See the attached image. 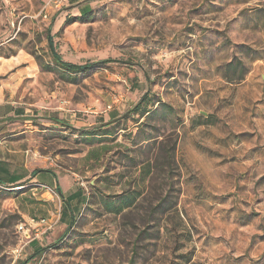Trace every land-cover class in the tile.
<instances>
[{
	"label": "rangeland",
	"instance_id": "rangeland-1",
	"mask_svg": "<svg viewBox=\"0 0 264 264\" xmlns=\"http://www.w3.org/2000/svg\"><path fill=\"white\" fill-rule=\"evenodd\" d=\"M0 115V264H264V0H0Z\"/></svg>",
	"mask_w": 264,
	"mask_h": 264
},
{
	"label": "trees",
	"instance_id": "trees-1",
	"mask_svg": "<svg viewBox=\"0 0 264 264\" xmlns=\"http://www.w3.org/2000/svg\"><path fill=\"white\" fill-rule=\"evenodd\" d=\"M89 9L86 7V8H83L82 9V17L83 16H87L89 14ZM47 40H48V48H49V51L51 53V57H52V60H53V63L61 68L62 70L66 71V72H69L70 74L72 75H75V74H80V73H85V72H88L90 71L93 67H96L98 65H107V64H111V63H115L117 62L116 60H112V59H108V60H104V61H101V62H98V63H87V64H84V65H79V64H74V63H69V62H65L63 61L61 55L57 52L56 50V47H55V44H54V40H53V37L48 33L47 35ZM37 61L39 62V59L36 58ZM41 68H47L49 69V65L47 66H44V64H41L39 62ZM144 100V98L142 99ZM142 107V103H139L136 108L134 109V111H138L140 110ZM120 118V117H119ZM117 119L116 116L112 117L111 118V121ZM119 122V121H118ZM118 122H116L115 124H117ZM114 125V124H112ZM112 125H106V123L100 127H98L97 129L99 131H103V132H107V130L112 126ZM41 172H44V171H35V173H41ZM0 185H3L1 182H0ZM56 193H58L63 201H64V204L67 206V208L73 212L74 208H73V202L78 198V195L77 194H74L68 198H65V196L62 194L61 192V189L59 187H57L56 189ZM75 207V206H74ZM75 224V219H72L71 221V224L68 228V231L66 234H68L69 230L71 229V227ZM64 235V236H65ZM45 250L44 249H38L36 250V253L34 254V256H41L43 254ZM25 264V263H23Z\"/></svg>",
	"mask_w": 264,
	"mask_h": 264
},
{
	"label": "crops",
	"instance_id": "crops-1",
	"mask_svg": "<svg viewBox=\"0 0 264 264\" xmlns=\"http://www.w3.org/2000/svg\"><path fill=\"white\" fill-rule=\"evenodd\" d=\"M1 116V115H0ZM8 115H5L4 117H7ZM1 118H3V117H0V119ZM45 172V171H44ZM42 173V172H41ZM41 175H40V173H35V171L34 172H32V174L29 176V177H26V178H24V177H20V176H10V177H8V178H13V180H11L8 184L9 185H12V184H14V183H18V182H22L23 180H25V179H27V178H29V179H32L34 182H38V183H41L42 185H44V187H46V188H48V189H50L51 191L52 190H56L57 189V184H56V178L55 177H53V180H51V181H49L48 182V184H46V182H43L42 180H41ZM7 179V178H6ZM41 180V181H40ZM8 184H5V185H8ZM4 185V184H3ZM61 189V188H60Z\"/></svg>",
	"mask_w": 264,
	"mask_h": 264
},
{
	"label": "water",
	"instance_id": "water-1",
	"mask_svg": "<svg viewBox=\"0 0 264 264\" xmlns=\"http://www.w3.org/2000/svg\"><path fill=\"white\" fill-rule=\"evenodd\" d=\"M126 117V115H124L123 117H120V118H117L113 121H110L108 123H106V125H112V124H115L116 122L120 121V120H123L124 118Z\"/></svg>",
	"mask_w": 264,
	"mask_h": 264
}]
</instances>
